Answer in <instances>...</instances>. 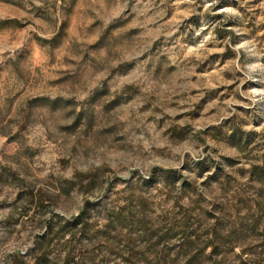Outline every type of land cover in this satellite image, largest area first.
<instances>
[{
  "label": "rangeland",
  "instance_id": "374dc122",
  "mask_svg": "<svg viewBox=\"0 0 264 264\" xmlns=\"http://www.w3.org/2000/svg\"><path fill=\"white\" fill-rule=\"evenodd\" d=\"M129 194L264 264V0H0V264L82 210V264L142 263L137 231L94 236Z\"/></svg>",
  "mask_w": 264,
  "mask_h": 264
},
{
  "label": "trees",
  "instance_id": "16d2710c",
  "mask_svg": "<svg viewBox=\"0 0 264 264\" xmlns=\"http://www.w3.org/2000/svg\"><path fill=\"white\" fill-rule=\"evenodd\" d=\"M113 205L112 212L103 209L106 216L111 215V219L107 222L103 231L95 232L94 236L101 232L99 233L100 236L105 239L109 233H116L118 236H123L125 240H130L127 235L132 231H137L139 233L138 237L144 241L148 249L147 256L141 257L142 263L140 264H213L214 249L206 252V248L210 246L209 244L212 246L215 236H210L208 240H205L206 244H202L203 246L197 249L196 246L201 243L202 237L196 236L194 232H189L187 227L179 221H166L165 226L160 227V230L156 231V235H153L155 230H151V226L147 228L145 224L146 206L140 198H134L133 195L129 194L125 200L115 198ZM84 215L85 211L82 210L77 217L59 226L61 235L67 234L68 236V239L59 247L53 244L55 237L52 234V224H47L44 235L37 241L33 251V264H82L80 260L83 257L81 250L77 249L72 242L77 234L88 237L91 233L90 227L84 220ZM172 235L179 237L178 246L174 252L165 249L158 252L150 251V248H153L155 244L164 242ZM153 239H156V241L151 244L150 241ZM106 242L108 244V241ZM126 255V260L129 261L133 256V252L128 250Z\"/></svg>",
  "mask_w": 264,
  "mask_h": 264
}]
</instances>
